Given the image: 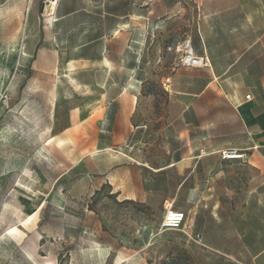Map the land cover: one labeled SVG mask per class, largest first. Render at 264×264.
I'll return each instance as SVG.
<instances>
[{"label": "rangeland", "instance_id": "374dc122", "mask_svg": "<svg viewBox=\"0 0 264 264\" xmlns=\"http://www.w3.org/2000/svg\"><path fill=\"white\" fill-rule=\"evenodd\" d=\"M43 1L0 0V264H264V0H149L103 56Z\"/></svg>", "mask_w": 264, "mask_h": 264}, {"label": "crops", "instance_id": "0c3cea01", "mask_svg": "<svg viewBox=\"0 0 264 264\" xmlns=\"http://www.w3.org/2000/svg\"><path fill=\"white\" fill-rule=\"evenodd\" d=\"M46 1L43 3L46 4ZM148 2L149 0H144V2L143 0H58L54 3L56 6L53 4V12L50 10L47 14L46 21L56 28V33L63 31L67 39L83 40L82 47H87L94 40L95 46L99 49L95 53L103 56L107 53L108 47L110 48V40L130 37L133 32L134 37L139 38L147 34ZM134 6L140 10H134ZM126 7L129 9L126 10ZM71 53H81V51L73 50ZM202 55L207 56L206 53ZM202 69L212 72L211 61L210 68ZM250 100L251 96L246 101ZM231 107L243 129L257 128L260 132H264V111L249 112L244 108L239 109L240 106L232 105ZM260 141L259 145L254 144L253 147L247 149L248 158H254L259 163H261L260 158L255 155V152L250 154L249 151L259 152L258 149L264 148V133ZM262 255L264 256V249L256 257Z\"/></svg>", "mask_w": 264, "mask_h": 264}, {"label": "built area", "instance_id": "2783aa9c", "mask_svg": "<svg viewBox=\"0 0 264 264\" xmlns=\"http://www.w3.org/2000/svg\"><path fill=\"white\" fill-rule=\"evenodd\" d=\"M46 2L50 4L51 0H47ZM176 67L183 69L210 68V60L206 55H196L193 49L190 48L181 57ZM245 99L249 100L250 95H246ZM235 153L236 151L234 150H225L221 152L222 158L224 159H227L226 157L230 155H235ZM185 219V214L183 212L169 208L165 211L160 228L163 230H177L183 226Z\"/></svg>", "mask_w": 264, "mask_h": 264}, {"label": "bare ground", "instance_id": "6f19581e", "mask_svg": "<svg viewBox=\"0 0 264 264\" xmlns=\"http://www.w3.org/2000/svg\"><path fill=\"white\" fill-rule=\"evenodd\" d=\"M58 2V0H51V11L53 12V10H54V7H53V4L54 3H57ZM55 5V4H54ZM51 12V13H52ZM52 142V141H51ZM241 156L240 155H237V154H235V155H233V156H230V158H240ZM31 219V218H30ZM19 230L17 229V228H13V229H11L8 233H10V234H12V235H14V236H18V234H19ZM40 239V238H39ZM35 254V252L34 251H32L31 252V255H34ZM42 259H43V261H37L36 262V264H55L54 263V261H52V260H47V259H44L43 257H41Z\"/></svg>", "mask_w": 264, "mask_h": 264}]
</instances>
